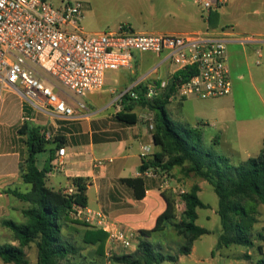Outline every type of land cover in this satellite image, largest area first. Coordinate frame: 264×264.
<instances>
[{"label": "crops", "instance_id": "crops-1", "mask_svg": "<svg viewBox=\"0 0 264 264\" xmlns=\"http://www.w3.org/2000/svg\"><path fill=\"white\" fill-rule=\"evenodd\" d=\"M172 1L176 10L167 7L163 20L160 22L158 20V23L154 22L155 24L152 25L144 23L143 28L149 27L151 28L149 30H135L130 21L122 22L120 25L131 26L137 32L156 34H200L208 31L220 34L225 31L233 38L228 43L226 52L232 92L228 96L204 100L210 103L207 108L198 113L202 118L201 121L197 119L191 123L184 117L185 103L189 101L188 98L176 99L177 101L173 103V100H170L167 106L169 114L175 121L200 128L206 144L213 146L219 154L229 160L231 165L241 164L249 158L258 156L260 153L252 157L250 154L253 150L261 152L264 147V114L256 117L255 114L253 115L260 106L264 108L262 91L264 86V0H221V5L215 8L219 16L211 22L209 21L210 11L207 12L202 8L200 0ZM190 2L198 6L200 11L192 7ZM187 6L190 7L189 11L186 10L184 13L178 11L185 10ZM138 13L142 15L143 12L140 10ZM87 15L90 13L86 8L82 21L85 31L100 32V30L87 29L85 25ZM167 15L173 16L175 21L166 22ZM177 72H179L178 68L164 55L136 53L132 68L106 73L104 88L85 97L86 110L79 109L76 100L70 97L72 102H67L76 107L78 116L76 118L57 117L50 111L37 110L21 95L8 89L19 97L21 111L19 125L29 119L26 110L33 115V121L37 120L38 115H43L69 122L59 126L53 124L57 128L56 138L64 142L65 155L58 157L56 153L60 164H54V171L47 175L48 186L65 190L74 185L75 178L86 179L88 209L105 214L122 229L137 233L142 230H152L157 218L167 208L162 195L165 192L163 178L143 177L146 193L142 199H137L134 190L123 183L122 179L142 177L144 148L149 149L147 159L161 151V148L154 143L153 130L149 127L150 121L143 120L145 116L153 120L154 114L147 116L144 110L139 113L137 109H134L138 120L132 125L122 123L116 116L123 109L122 98L128 89L133 88L135 91L136 88L141 87L147 90L150 86L159 85L161 82H166L168 87ZM2 87L5 88L0 80V88ZM3 88L0 90V101ZM163 91L161 90L160 93ZM1 115L2 112H0V120ZM17 125V123L7 125L9 129L7 136L12 137L14 142L9 144V149L4 151V154H16L19 157L15 134ZM5 143L6 139L0 138V152H3L1 151L3 148L5 149ZM25 150L27 151V148ZM240 150H244L248 156L247 159H234ZM22 152L24 154V151ZM38 156L37 166L42 169L45 162L39 166ZM99 160L105 161L106 165L97 166L95 163ZM2 165L6 167V164ZM17 166L19 164H14V168ZM23 183L25 182L20 176L19 169L0 175V224L5 220H11L10 217L14 214H19L26 219L23 211L29 207V204L5 193L8 189L24 192L21 187ZM199 186L202 190L203 184ZM216 212L218 213L217 210ZM152 237L153 235L146 238L151 241ZM12 245L19 246V243L15 241ZM31 245L24 248L25 255L30 251ZM194 249L193 246L192 252ZM35 258L33 264L38 262V250L35 252Z\"/></svg>", "mask_w": 264, "mask_h": 264}, {"label": "trees", "instance_id": "trees-1", "mask_svg": "<svg viewBox=\"0 0 264 264\" xmlns=\"http://www.w3.org/2000/svg\"><path fill=\"white\" fill-rule=\"evenodd\" d=\"M218 16L217 11L212 9L209 21ZM191 74H194L192 70L177 72L172 83L153 99H147V90L141 87L135 89L137 99L125 94L122 98L123 109L116 117L122 123L132 125L138 120V115L134 112L136 106L149 109L154 114L153 140L161 151L152 158L143 159L141 172L152 168L160 173H171L175 168L189 164V170L210 183L219 197L218 214L222 229L216 249L233 245L252 248L255 245L252 230L258 222L257 208L260 204L264 205V147L258 156L237 166L231 165L213 146L206 144L200 128L173 120L167 109L171 95L179 79ZM18 134L25 138L27 148L26 156L19 164L20 176L26 184L31 185V190L24 193L18 189H8L5 193L29 204V207L23 211L25 223L3 221L13 232V240L19 246L0 245V259L6 264H30L24 248L35 243L38 250L36 264H75L72 258L80 255L82 248L64 235V229L71 225L81 228L82 244L93 246L96 249L94 254L99 259L104 258L108 233L75 217V205H88V181L75 178L73 184L76 189L72 194L66 193V189H55L47 184V175L55 169L56 153L64 147L63 140L56 138L55 146L49 148L51 142L44 128L27 121L18 129ZM46 151L50 154L44 168L40 169L37 166V156ZM122 182L134 190L137 199L145 197L146 184L143 177L122 179ZM200 191V186L195 184L180 196L185 206L180 220L176 217L177 200L163 192L167 208L157 218L155 227L139 232L141 240L134 254L113 256L111 262L161 264L166 260L177 262L179 256L190 255L195 242L201 236L211 233L197 224L198 209L209 207L200 199ZM169 227L185 238V245L179 248L176 256L163 255L147 239ZM258 239L264 242V231L258 234ZM258 249L262 257L254 264H264V246L260 245ZM245 259L250 260V255H246Z\"/></svg>", "mask_w": 264, "mask_h": 264}, {"label": "built area", "instance_id": "built-area-1", "mask_svg": "<svg viewBox=\"0 0 264 264\" xmlns=\"http://www.w3.org/2000/svg\"><path fill=\"white\" fill-rule=\"evenodd\" d=\"M221 0H200L209 12L221 5ZM86 6L80 2L62 1L55 7L48 0H0V80L40 111L54 116L76 118V107L44 82L48 74L77 98L104 88L106 73L133 66L136 53H153L170 59L179 71L194 74L180 78L170 100L197 97L203 100L228 96L232 92L227 63V45L233 40L225 31L217 34H156L133 30L120 25L117 29L87 33L82 25ZM166 82L150 86L145 97L153 99L167 88ZM137 99L133 88L125 93ZM123 95V96H124ZM76 100V99H75ZM81 110L84 102L76 100ZM150 129H154L153 120ZM149 149L142 153L147 160ZM65 155V148L57 151ZM57 157V158H58ZM54 164H60L59 159ZM99 167L105 161L95 163ZM142 177L166 175L154 169L141 172ZM72 185L66 193L75 192ZM75 217L108 233L105 255L109 258L118 249H130L138 240L137 232L122 229L103 213L87 207H74Z\"/></svg>", "mask_w": 264, "mask_h": 264}, {"label": "rangeland", "instance_id": "rangeland-1", "mask_svg": "<svg viewBox=\"0 0 264 264\" xmlns=\"http://www.w3.org/2000/svg\"><path fill=\"white\" fill-rule=\"evenodd\" d=\"M52 5L55 7H60L62 1L68 0H48ZM71 2L80 1L82 2L90 15L86 16L85 25L88 30H97V31H104L108 29H115L119 26L122 22L130 21L134 26L135 30L138 31H145L151 28H143L144 23L147 25L155 24L154 22H160L163 20L165 13L167 12V7H171V10L174 9V2L172 0H70ZM167 6H166V5ZM165 5V6H163ZM190 5L195 9L200 11L198 6H194L193 4ZM189 6L186 7L185 10L179 9L178 11L184 13L186 10L189 11ZM141 10L142 15L138 12ZM169 11V10H168ZM202 11V10H201ZM166 22L173 23L175 20L173 16H166ZM157 22V23H158ZM151 31V30H150ZM258 59V58H257ZM45 76V84L51 88H53L56 92L60 93L61 97L68 102H72L71 98H74L78 101L86 102L85 98H77L72 93H70L65 87H63L57 80L52 78L46 73H43ZM256 77V76H255ZM256 79V78H255ZM264 84V83H263ZM5 87V86H4ZM3 88V87H2ZM0 88V90L2 89ZM6 88V87H5ZM3 88L1 91V98L0 101V112H2L1 120H0V138L6 139L5 149L3 148L0 152V175L4 174L8 171L18 170L19 166L14 168V164H20L21 158L26 156V145H25V138L20 137L18 134V129L21 127L19 125L20 118H21V111H20V104H19V97L16 93L9 91L8 89ZM263 95H264V86L262 87ZM189 101L185 103L184 109V117L189 119L191 123L197 121V119L202 120L200 114H198L203 109L207 108L210 101H204L203 99L197 97H190L188 98ZM176 99L172 101L175 102ZM172 108V107H171ZM141 113L144 110L149 116L152 112L140 106H137L135 110ZM90 115V112L87 111ZM255 114V117L258 115L264 114V108L260 106ZM26 115L28 116V123H32L38 126H42L48 135V140L51 142L49 148L55 146V140L57 136V128L54 125L59 126L62 123H69L63 122L59 119L49 118L43 115H38L37 120L33 121V115L30 114L28 110H26ZM88 115V116H89ZM17 123V128H15V134L17 135V147L19 157L16 154H4V151H8L9 144L14 142V139L7 136V132L9 129L7 125H13ZM24 123V122H23ZM22 123V124H23ZM54 124V125H53ZM214 130V129H213ZM215 131V130H214ZM19 136V137H18ZM264 139V138H263ZM262 142V139H261ZM7 144V145H6ZM258 149V148H257ZM24 151V154L23 152ZM222 151V150H221ZM16 152V151H15ZM48 153L45 152L38 156V164L41 166L44 164L45 160L48 157ZM260 152L259 150H253L250 157L258 155ZM247 154L244 150H240L236 153L234 159L245 158L247 159ZM2 164H6L4 167ZM12 164V166H10ZM239 165V164H234ZM190 165L186 164L184 167H177L171 173H160L162 176L166 175V179L169 183L166 186H163L166 193L172 195L177 200V220H180L181 214L185 209L184 204L181 202L180 196L185 192L189 191L192 186L195 184H203V189L199 193L200 199L207 204L209 207L205 209H198L199 218L197 224L201 227H205L211 231V233L201 236L194 244V251L190 255L186 256H179V261L172 262L166 260L161 264H254L258 259L262 257L259 252L258 247L260 245L264 246V242L258 239V234L264 231V205L260 204L257 208V217L258 222L254 225L252 230V238L255 241V245L252 248H247L243 246L233 245L229 248H222L216 249L219 235L221 233V218L219 214L216 212L219 209V197L215 192L214 187L208 183L204 178L198 176L194 172L189 170ZM24 192L29 191L31 186L29 184L23 183L21 186ZM174 190V191H173ZM25 217V216H24ZM11 220L18 224H23L26 222L19 214L11 215ZM64 235L74 241L80 248H82L80 255H78L75 259L72 258L73 263L79 264H92L97 261L100 264H113L111 262L112 257L116 255H121L122 253L134 254L138 248L140 243V235H138V240L135 242L134 246L130 249H118L117 251L113 252V256L107 257L105 255L104 258L99 259L100 257L95 255V248L93 246H84L81 242V228L76 225H71L64 229ZM151 243H153L156 250L160 251L163 255H171L176 256L178 255L179 248L185 245V238L179 235L172 227L168 229L157 232L153 234V237L150 239ZM13 244L15 241L13 240V232L8 229L3 223L0 224V244ZM107 249V245L105 247V252ZM28 254L26 255V259L30 264L35 262V252L37 250V246L32 244ZM213 252L215 254L213 255ZM246 255H250V260L245 259ZM0 264H6L0 259Z\"/></svg>", "mask_w": 264, "mask_h": 264}]
</instances>
